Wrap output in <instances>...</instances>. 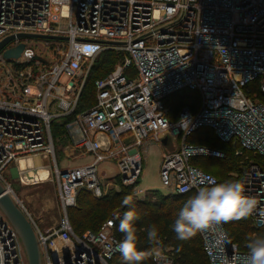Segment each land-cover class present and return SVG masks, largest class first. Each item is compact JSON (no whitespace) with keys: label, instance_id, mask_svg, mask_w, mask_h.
<instances>
[{"label":"built area","instance_id":"2783aa9c","mask_svg":"<svg viewBox=\"0 0 264 264\" xmlns=\"http://www.w3.org/2000/svg\"><path fill=\"white\" fill-rule=\"evenodd\" d=\"M21 33L58 38L43 44L31 41L42 38H15L0 51V182L17 198L5 171L15 165L13 175L24 182L31 167L22 169V159L53 158V167H41L52 168L57 181V226L43 230L21 203L43 264H116L122 256L119 212L98 232L82 234L69 216L81 192L98 199L108 194L99 168L105 161L117 160L118 176L135 184L144 170L145 145H163L170 136L176 144L160 169L166 189L187 194L219 183L192 164L198 155L224 157L188 142L202 127L212 128L222 142L239 143L237 156L252 153L241 162L237 180L258 201L249 217L253 227L264 228V166L255 161L264 159V104L252 97L264 93V0H0V44ZM21 44L19 58H6V50ZM106 52L119 60L94 81L95 104L75 114L92 68ZM182 90L199 94V108L183 107L174 120L166 99ZM71 116L65 124L70 149L93 159L62 168L52 125ZM199 232L210 264H248V251L228 242L223 223ZM155 248L161 257H151L154 264H176L169 249ZM0 264H28L22 240L1 208Z\"/></svg>","mask_w":264,"mask_h":264},{"label":"trees","instance_id":"16d2710c","mask_svg":"<svg viewBox=\"0 0 264 264\" xmlns=\"http://www.w3.org/2000/svg\"><path fill=\"white\" fill-rule=\"evenodd\" d=\"M119 60V55L113 52H106L102 58L94 65L91 75L82 92L79 106L76 113L82 112L91 108L96 102V88L94 81L98 78L105 77ZM258 89H253L257 92ZM252 95V93H251ZM264 104V93L258 92L256 96H252ZM200 96L198 93L190 90H182L166 99V106L169 109V116L171 119H177L179 111L186 106L191 107L194 111L199 108ZM75 116V115H74ZM74 116L66 117L57 120L52 125L53 136L57 139L59 137H66L65 124L72 120ZM63 134V135H62ZM188 142L197 146L208 147L212 150L221 151L224 157H215L209 155H198L192 160V164L201 168L202 170L215 175L219 183H223L237 176L241 175L243 171L242 161L246 157L250 159L253 157L252 153L244 152V155L237 156L236 152L241 149V145L233 144L232 142H222L210 127H202L195 133L188 137ZM255 161L264 166V159L257 156ZM236 173V176H235ZM226 175L223 182L220 181L219 175ZM119 176L116 177V179ZM120 180V179H119ZM140 184V181H138ZM138 184V185H139ZM127 191H111L105 197L95 198L90 192L83 191L78 197L77 206L70 208L69 216L71 223L78 234H82L88 230L98 232L103 223L108 220L115 212L121 215L116 221V229L119 237L123 234L119 231V221L123 217V213L129 210L122 201L125 196L132 194L131 186H127ZM151 194L156 196H149L147 199L135 198L134 208L138 212L140 219L136 223L138 231V249L150 250L155 246H161L164 250H170L175 257L176 264H210L209 259L204 251L203 239L198 232L193 238L188 241H180L176 239L175 233L171 230L170 225L174 222L179 209L183 206L188 197L195 195L197 192H190L187 194L169 193L164 195L158 190H151ZM150 224H156L159 229V243H150L145 228ZM224 228L230 240L236 244H240L241 250L247 238L256 235H264L263 229H255L250 218L239 221H232L223 223ZM116 264H124L123 257L116 259ZM143 264H154L152 258L144 261Z\"/></svg>","mask_w":264,"mask_h":264},{"label":"clouds","instance_id":"9594fccd","mask_svg":"<svg viewBox=\"0 0 264 264\" xmlns=\"http://www.w3.org/2000/svg\"><path fill=\"white\" fill-rule=\"evenodd\" d=\"M139 195L137 192L136 196ZM122 203L129 208L119 221V231L123 236L117 249L123 257L124 264H143L150 257L159 259L161 251L157 248L138 249L136 223L140 216L133 206V195L125 196ZM257 205V199L246 194L242 181L229 180L217 183L210 187H202L195 195L188 197L170 227L176 239L188 241L212 223H228L250 217ZM145 231L150 243H159V229L156 224L148 225ZM246 248L249 255L248 264H264V235L247 238Z\"/></svg>","mask_w":264,"mask_h":264},{"label":"rangeland","instance_id":"374dc122","mask_svg":"<svg viewBox=\"0 0 264 264\" xmlns=\"http://www.w3.org/2000/svg\"><path fill=\"white\" fill-rule=\"evenodd\" d=\"M31 41L39 44L44 43L43 39L33 38L31 39ZM63 80L66 81L67 78L64 77ZM257 99L259 98L257 97ZM53 139L55 144L56 158L60 162L61 167H63V165L64 166L69 165L75 167L84 164L85 162L84 158L72 152V150L69 147V142L67 143L65 138L59 137V139H57L54 135ZM174 143L175 142L172 141L171 139L169 146H167L168 151L174 150V146H173ZM31 160L33 166L37 167L34 169H38L44 164H49L51 167H53L52 166L53 158L50 155L48 158L45 159L42 157H33V159ZM144 164H145V168L143 170L141 177V183H142L141 186L145 187L149 184L152 186H157V188L160 189L158 190L159 193H162L164 195H168L169 193H171L170 190L166 189L165 187L163 188L161 184L160 173H159V168H160L159 157L153 154L152 156H149L146 159V162ZM14 167L15 165H12L8 170H6L5 176L15 192V197H17L21 201V203L25 205L28 212L31 214L33 219L42 229H48L56 226V224L59 222L61 218V204L58 198V185H57V181L55 180V177L53 178L52 170H51L52 168H47L50 171V178L46 182H43L41 180L27 181L26 178L24 179L23 182L22 178L13 175ZM218 177L220 181L223 182V180H225L226 178V175L223 174V175H219ZM232 179L237 180L236 178L233 177ZM138 181H140V179ZM138 181L135 184H131V185L125 184L121 176H119V178L117 179L112 178L109 180H105V184L109 189L108 193L115 190L127 191L128 190L127 186H131L133 187L131 195H133L134 199L135 198L147 199L149 196H153L151 194L152 191L141 193L142 191L139 188L140 186L138 185L139 184ZM137 191L140 192L139 196H136ZM153 197L154 199L156 198V196ZM119 212L122 213V211ZM254 236H256V234ZM243 248L247 250L246 243H244Z\"/></svg>","mask_w":264,"mask_h":264},{"label":"water","instance_id":"95a60500","mask_svg":"<svg viewBox=\"0 0 264 264\" xmlns=\"http://www.w3.org/2000/svg\"><path fill=\"white\" fill-rule=\"evenodd\" d=\"M42 38V39H58L53 36L45 35H32V34H18L17 36L13 35L6 38L0 44V51L15 38ZM24 45L21 44L15 48H10L4 52L6 58L8 59H17L21 56ZM171 142V137L166 136L162 139V143L165 146H169ZM0 208L5 213L6 217L12 223L16 231L18 232L24 249L27 255L28 264H43L42 254L38 242V238L33 227L32 222L24 212L21 207V202L19 199L14 198L5 188V186L0 182ZM228 242L230 240L229 236Z\"/></svg>","mask_w":264,"mask_h":264},{"label":"crops","instance_id":"0c3cea01","mask_svg":"<svg viewBox=\"0 0 264 264\" xmlns=\"http://www.w3.org/2000/svg\"><path fill=\"white\" fill-rule=\"evenodd\" d=\"M143 151H144L143 152V154H144V163L146 162V159L149 156H152L153 154L155 156L159 157V162H160L159 173H160L163 156L166 153V151H168L167 146L149 142L148 144L145 145ZM83 158L85 160L84 163H89L93 159L91 156L83 157ZM58 163L60 165L59 161H58ZM68 167H72V166H69V165H65L64 166L63 165L62 168H68ZM99 168H100V174L103 176V178H105V180L116 178L118 176L119 171H118L117 160L116 161H105V162L100 164ZM144 168H145V164H144ZM141 184L142 183H141V178H140V184H139L140 187L139 188L142 191L141 193H145V192L151 191V190H160V189L157 188V186H152V185L148 184L147 186L142 187ZM161 184H162V182H161ZM162 186H163V184H162ZM163 188H164V186H163ZM57 224H56V226H57ZM51 228H53V227H51ZM51 228L43 229V230H49Z\"/></svg>","mask_w":264,"mask_h":264},{"label":"bare ground","instance_id":"6f19581e","mask_svg":"<svg viewBox=\"0 0 264 264\" xmlns=\"http://www.w3.org/2000/svg\"><path fill=\"white\" fill-rule=\"evenodd\" d=\"M32 166H33V163H32L31 158H29V160H25V159L21 160L22 169H27L28 167L29 168L31 167L30 170L24 173L25 178L31 181L41 180L43 182H46L49 180L50 171L47 168L40 167L38 169H34Z\"/></svg>","mask_w":264,"mask_h":264}]
</instances>
